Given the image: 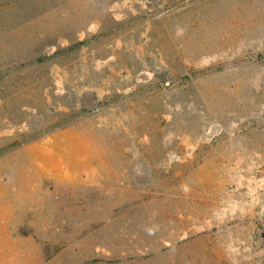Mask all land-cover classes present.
<instances>
[{"label": "rangeland", "instance_id": "obj_1", "mask_svg": "<svg viewBox=\"0 0 264 264\" xmlns=\"http://www.w3.org/2000/svg\"><path fill=\"white\" fill-rule=\"evenodd\" d=\"M264 0H0V264H264Z\"/></svg>", "mask_w": 264, "mask_h": 264}, {"label": "built area", "instance_id": "obj_2", "mask_svg": "<svg viewBox=\"0 0 264 264\" xmlns=\"http://www.w3.org/2000/svg\"><path fill=\"white\" fill-rule=\"evenodd\" d=\"M260 215L262 217H264V202L262 203V206H261V213H260Z\"/></svg>", "mask_w": 264, "mask_h": 264}]
</instances>
